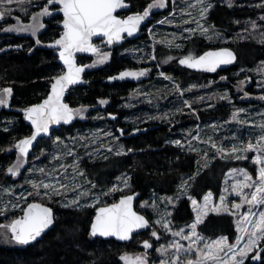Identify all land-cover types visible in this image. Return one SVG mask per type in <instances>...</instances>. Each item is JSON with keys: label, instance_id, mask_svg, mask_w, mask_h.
<instances>
[{"label": "snow or ice", "instance_id": "snow-or-ice-1", "mask_svg": "<svg viewBox=\"0 0 264 264\" xmlns=\"http://www.w3.org/2000/svg\"><path fill=\"white\" fill-rule=\"evenodd\" d=\"M173 11L168 17L158 21V24H169L179 28L180 24H174L176 20V0H172ZM228 6L233 7L232 0H227ZM15 5V8L12 6ZM29 6L36 7L39 10L33 12L29 17V22L25 23L20 17L14 15L16 10L28 14ZM254 7L264 9V0L253 5ZM129 5L125 0H0V20L11 16L16 23L2 29L3 32H14L18 34H29L35 39L36 45H41L42 41L38 38V33L45 28V23L42 18H54V14H62V20H58L60 30L58 38L54 39L47 47L52 48L59 62L63 65L58 75L48 77L50 91L42 102L21 109L23 120L31 125L30 134L17 140L12 147L16 151V161L8 166L5 170V176L15 180L21 175V169L24 168L30 150L33 148L34 142H38V137H48L52 142L51 148H44L40 151V156L49 158L51 168L45 166H33L29 168L28 175L25 176L24 185L19 187L22 189L17 193L16 187L13 185H0V216L7 219L8 213L20 209L22 215L18 218L11 219L8 223H0V239L8 243L16 245H29L30 243L41 237L47 229L54 224L55 217L52 208L44 206L43 203L28 202L29 197L40 198L41 200L54 201L56 197L60 199L56 202L64 208H73L81 210L87 207H95V216L90 222L89 237H115L118 241H129L132 239V234L141 229L153 228L150 235L158 242L161 235L156 230V227L162 228L165 235L170 234L172 239L167 244H160L155 248L159 254V264H245L247 260H251L254 264H264V119L258 123H252L249 120L241 118V113L247 114L244 108H234L231 113L230 120L225 121V124L233 123L245 126L251 124L252 127L258 129L254 136H249L245 142L236 133L231 136L225 135L214 138L208 136L203 139L199 126L193 131L185 134L184 139H175L171 141L175 146L182 150L185 148L184 141H187V151L200 154L203 152L204 167H207L208 161L219 156L221 159H226L229 156L234 160L248 159V153H255L251 158L252 163L256 166L255 177L244 168H233L230 174H238L243 179L235 180L230 190L225 187L219 196V203H212V193L208 192L203 197V204H199L197 199L188 194L187 189L191 187L190 180H194L195 176L182 178L181 185L178 189V195L175 197H161L159 201L154 197L151 201H144L141 204L142 208H151L157 219L149 221L145 215L139 214L133 210V200L135 194H123L125 189H130L131 176L121 174L116 177V183L111 186L101 187L98 180L89 179L87 172L84 170L83 161L86 157L89 160L101 156L103 150V159L109 158L108 154L115 156L127 155L134 150L129 148L125 150L123 144L117 143L122 136L125 135L123 128L116 129L119 136H116L111 129L98 128L88 135H80L68 137L67 142L60 136L50 135V128L53 125H68L75 119H86V113L90 107H105L109 104L106 98H100L96 101V105H83L71 107L64 102L66 92L76 85L87 83L83 79L86 69H93L99 65L105 64L110 59V53L102 51L101 46L94 42V38L101 41L106 47H112L120 43L128 37H134L140 30L145 21L150 18L153 9L166 8V0H153L152 3L143 10L142 13L137 12L121 18L116 15L117 10L127 9ZM214 7L212 0H185V6L180 8L181 23L183 25H191L195 23L196 27L183 28L178 34L172 32L166 34L161 39H156V31L148 28L149 38L152 40L151 45H145L144 48L133 50L134 58L137 62L145 60L156 61L157 56L156 45L160 44L171 49H182L183 43H177V40H192L194 36L199 35L209 41L214 39L222 40L223 36L214 25L208 23V16L211 9ZM191 10V11H190ZM193 12L198 13L194 15ZM187 17V18H184ZM258 21L264 22V14L258 17ZM253 32L264 27V24L257 21H249ZM247 31V28L245 29ZM188 33L185 37L183 33ZM126 34V35H125ZM170 37V38H169ZM227 43V40H224ZM259 42L264 43V31L259 33ZM17 48L22 45H17ZM148 47L152 48V54L149 55L146 51ZM4 49L0 48V52ZM31 52L32 49L30 48ZM136 52H144L145 55L136 57ZM78 53H87L95 56L96 59L91 64H79L77 61ZM178 59L180 66L187 69L215 73L221 66H227L236 60L234 52L228 48H220L218 50L205 51L203 54L197 55L191 51L187 55H182L179 58L173 55H167L162 60L158 61L156 67L160 64H168ZM243 71V69L241 70ZM261 74V79L257 81V87L264 90V62L257 69ZM151 72V68L145 67L140 69H125L120 71L116 76H109L111 81L136 80L139 81L142 77H146ZM165 81L171 84L170 94H177L182 100V104L175 108V112L183 113L184 109L190 110L192 115L197 114V109L193 107V103H202L207 100L219 99L232 103L228 91L223 93H212L211 95L198 96L195 101L184 99L185 92H190L196 85H190L188 89L182 88L175 82L174 78L159 72ZM228 78L221 76L220 80L226 81ZM251 82V77H245L237 82L236 90L238 93H243L240 97L242 100L250 98V93L245 90V85ZM215 81H209L207 86L211 87ZM13 94L11 87L0 89V107H10L9 98ZM143 94L145 97L151 93H141L136 90L132 93L129 99ZM162 95V94H161ZM159 98V96L157 97ZM164 98H167L166 96ZM264 101V94L257 97ZM149 103L152 101L149 100ZM130 104H125L124 107H130ZM215 105L209 104L208 107ZM264 117V113H258ZM169 113L161 115L149 116L148 119H161L171 122ZM108 119L116 120L117 116L108 113ZM93 119H105L104 116L98 115ZM8 123H11L9 121ZM222 127L219 124L213 125L214 130ZM5 131L10 129L5 128ZM140 128H135L133 134L141 131ZM231 131V129H229ZM223 140H231V146L223 145ZM193 141L200 144L209 145L215 149V154L209 157L207 149H200L193 145ZM219 141V143H218ZM80 149H83L81 153ZM11 151V149H9ZM40 156L36 157L39 159ZM71 158V162L68 159ZM59 161L57 165L53 162ZM197 175L200 171V161H197ZM71 169V171H69ZM248 190V191H246ZM117 192L122 193L118 201L110 204L103 203V198L112 197ZM72 196L69 198L68 194ZM187 195L193 206L195 219L186 224L184 227L174 226L171 219L172 212L168 210V205L176 206V202L183 196ZM235 195L239 197V202L232 201L229 206L228 196ZM8 197V199H5ZM26 204L22 206V203ZM165 204L161 209L159 205ZM102 205V206H99ZM248 206L247 211L239 213V210ZM209 213H227L235 219L236 225V240L235 243H230L229 238L221 235L217 239H209L200 234L198 226L205 222V218ZM155 226V227H154ZM10 233V235H9ZM245 237L247 238L245 241ZM178 238V239H177ZM181 241H187L185 246ZM241 241H245L241 246ZM154 244L149 240L142 242L144 252L129 255L123 254L120 260L123 264H152L148 259L149 249H152ZM94 264V262H93Z\"/></svg>", "mask_w": 264, "mask_h": 264}, {"label": "trees", "instance_id": "trees-1", "mask_svg": "<svg viewBox=\"0 0 264 264\" xmlns=\"http://www.w3.org/2000/svg\"><path fill=\"white\" fill-rule=\"evenodd\" d=\"M130 6L129 11L119 14L120 17L143 10L153 0H126ZM44 2V0H41ZM233 7H229L227 0H212L214 7L208 16V23L215 26L227 39L224 44H211L204 38L194 36L192 40H186L182 49L170 51L162 46L156 48V61L137 63L133 59L125 57L123 51L131 47L141 48L142 43H148L146 28L151 22H155L167 13V10L158 12L153 15L147 25L142 28L141 35L138 39L130 41L125 39L122 44L115 45L112 50L110 60L102 67L86 69L83 79L87 83L76 85L65 97V102L75 108L83 105H96L100 98L109 100V104L101 111L95 107H90L87 120L82 121L75 119L69 126H61L54 130L51 135L60 136L67 141L68 137H74L83 133H91L98 128L111 129L116 136L118 126L124 129L125 135L118 141L123 144L125 150L131 148L134 151L127 155L115 156L108 154L107 160L103 157H97L89 160L86 157L83 161L84 170L87 172L89 179L98 180L101 187L111 186L116 181V177L122 173L132 177L130 180L131 188L125 189L123 194H136V210L145 215L151 222L153 214L149 209H142L140 203L156 196L173 197L176 195L182 178L195 176L190 180L191 187L187 190L188 194L200 201L208 192L212 193L214 198L221 194L222 181L226 172L239 166H244L239 161L229 159L215 158L208 163L197 175L196 154L182 152L176 146L169 144L172 139L183 133L189 132L197 124L207 125L210 122H223L233 111L235 106L239 108L257 107V103H228L220 101L218 98L213 100L205 99L202 103H193L197 114L191 112L173 113L172 106L169 103L159 106L160 114L169 113L171 122L161 119H150L145 121L146 116H152L153 108L145 105L138 107H124L127 104L128 97L139 85H150L153 87V93L162 97L160 83L155 78L156 65L158 61L167 55H173L179 58L187 55L189 51L200 55L205 51L217 47L232 48L237 56L236 62L224 71L215 73L209 72H192L189 69L181 67L174 60L168 64H160L158 67L165 74L170 75L184 89L190 85H196L195 92H185V97L195 101L198 96H204L205 93H223L228 91L230 97L235 99L233 86L239 80H243L245 75L260 63L264 62V43L259 42V33L264 31V27L253 32L249 21H258V17L264 14V9L254 7L260 0H232ZM169 4V1H168ZM13 5L12 7H14ZM38 8L29 6L28 14L16 10L14 15L20 17L23 22H27L29 16L36 12ZM60 16H54L46 21L44 30L38 35L42 41L41 45H36L35 39L29 36H20L8 33H2L1 30L6 24H11L13 18L10 16L0 22V89L11 87L13 94L10 98V107L0 110V183L7 185L11 182L10 177L5 176V170L16 158L14 143L30 134V127L23 120V113L20 111L28 106L40 103L47 95L50 85L48 77L58 75L61 66L56 61V56L51 48L47 47L54 39L59 36L60 28L58 27ZM247 28V31L245 30ZM17 45L22 47L17 48ZM32 49L30 52L29 49ZM91 58V57H90ZM89 57L81 56L78 58L79 64H88ZM151 68L147 78L125 81H106L109 76H116L120 71L125 69ZM243 69V71H241ZM221 76L228 79L220 80ZM248 76V75H247ZM209 81H215L211 89H202V85H208ZM247 90L255 93L249 86ZM259 94L264 91L258 90ZM160 99V98H158ZM209 104L215 105L208 107ZM179 107V105H176ZM100 110V109H99ZM108 113L117 116L116 120L107 118ZM102 115L105 119H93ZM137 118L136 122H132ZM11 121V123H8ZM131 129H129V127ZM133 126H135L133 128ZM126 127V128H125ZM8 128L9 131L4 129ZM135 128L142 129L133 134ZM52 142L47 138L39 141L34 151L28 156L27 160L31 161L33 153L44 148H51ZM11 149V151H9ZM71 162V158L68 159ZM36 164L40 166H50L49 158L41 156ZM248 165V164H246ZM250 167V166H249ZM252 173L254 168L250 167ZM25 180L24 172L13 183L23 184ZM122 193H116L114 197L103 198V203H112L116 201ZM56 197L54 201L41 200L40 198H30L28 202L43 203L52 208L55 221L50 230H48L37 241L29 245H7L0 241V264H119V255L122 252H137L142 249L140 245L144 240H149L154 244L151 252L160 244H165L170 240V235H165L158 227L156 230L161 235L157 242L151 237L153 230H147L144 233L133 236L128 243H117L113 240H102L99 238L89 237L90 222L94 216L95 207H87L81 210L61 207ZM151 201V200H149ZM24 204L23 206H25ZM102 206V205H99ZM8 216L16 218L21 216L20 212H9ZM174 226H185L194 220V214L190 207V200L186 195L178 201L172 210ZM0 223L2 218L0 217ZM201 235L215 239L224 235L233 243L236 239V227L234 217L228 214L209 213L205 222L198 226ZM158 254V253H157ZM264 255V253H262ZM245 264H254L253 261L247 260Z\"/></svg>", "mask_w": 264, "mask_h": 264}, {"label": "rangeland", "instance_id": "rangeland-1", "mask_svg": "<svg viewBox=\"0 0 264 264\" xmlns=\"http://www.w3.org/2000/svg\"><path fill=\"white\" fill-rule=\"evenodd\" d=\"M168 1H169V4H168ZM153 2V1H152ZM151 2V3H152ZM193 2H194V0H193ZM185 6V0H176V20L174 21V24H180V27L179 28H177V27H175L174 25H169V24H163V25H161V24H158L157 22L158 21H160V20H162V19H164L165 17H168L169 19H172V17H170L169 16V13H171L172 11H173V3H172V0H166V8H164V9H153L152 10V13H151V15H150V18H148L146 21H145V23H146V25H147V23L151 20V19H154V17H153V15L155 14V13H158V12H163V11H165V10H167V13H165L164 14V16H162L160 19H158V20H156L155 22H151V24L150 25H148L147 26V28H146V35H147V40H148V43H142V46L143 47H141V48H144L145 47V45H151L152 44V40L149 38V33H148V28L149 27H152L155 31H156V33H157V35H156V39L157 40H159V39H161L162 37H164L166 34H168V33H172V32H177L178 34L182 31V29L183 28H187V27H193V28H195L196 27V25H195V23H193V24H191V25H183L182 23H181V20H182V18L180 17V8H182V7H184ZM13 8H15V6L13 7ZM39 10V9H38ZM37 10V11H38ZM191 11V10H190ZM142 13V12H141ZM193 14L194 15H197L198 13H196V12H193ZM32 15V14H31ZM30 15V16H31ZM29 16V17H30ZM11 17V16H10ZM124 18V17H123ZM184 18H187V17H184ZM11 19H12V17H11ZM49 19L50 18H48V17H45V18H42V22H44L45 23V25H46V21H49ZM3 20H0V22H2ZM29 22V18H28V21L27 22H25V23H28ZM16 23V21L13 19V22L11 23V24H6L5 26H3V28L4 27H7V26H9V25H14ZM2 28V29H3ZM44 29H42L39 33H38V35L43 31ZM1 32L2 33H5V32H3L2 30H1ZM8 34H14V35H20V36H29V37H32L31 35H29V34H18V33H14V32H9ZM183 35L185 36V37H187L188 36V33H183ZM197 36H199V35H197ZM200 37V36H199ZM33 38V37H32ZM170 38V37H169ZM203 38V37H202ZM205 39V38H204ZM187 39H184V40H177L176 42L177 43H184L185 41H186ZM224 40H227V39H225V38H223L222 40H216V39H214V40H212V41H209V40H207V39H205V41L206 42H208V43H211V44H224L225 42H224ZM228 41V40H227ZM96 44H98V45H100L101 46V50L102 51H107V52H109L110 53V56H111V53H112V50H113V48L115 47V45H113L112 47H106V46H104L103 44H101V41H98V42H96ZM158 46H162V47H164L165 49H167V50H169L167 47H165V46H163V45H160V44H157L156 45V48L158 47ZM134 49H136V48H134V47H131L129 50H127V51H123V53H125V57H127V58H130V59H133L135 62H137V59L136 58H134V55H133V50ZM177 49H171L170 51H176ZM146 51H147V53L149 54V55H151L152 54V48L151 47H148L147 49H146ZM145 55V53L144 52H136L135 53V56L138 58V57H141V56H144ZM91 60H90V62L88 63V64H91L92 63V61L93 60H95L96 59V57L95 56H92L91 58H90ZM110 60V59H109ZM108 60V61H109ZM152 60H145V61H143V62H147V63H149V62H151ZM79 63V62H78ZM107 63V62H106ZM105 63V64H106ZM138 63V62H137ZM140 63V62H139ZM105 64H102V65H99V66H97L96 68H99V67H102V66H104ZM261 64L262 63H260L258 66H256L254 69H252L251 71H249L248 73H247V75H245V77L247 76V77H251V82L250 83H248V84H246L245 85V90L246 91H248L247 90V88L250 86L252 89H253V91H255V93H251V92H249L250 93V98H247V99H241L240 97L243 95V93H238L237 92V90H236V85H237V82L235 83V85L233 86V88H234V93H235V99L234 98H232V101H234V102H239V103H252L253 101H255L256 103H257V107L256 108H252L251 110H250V107H243L244 109H246L247 110V114H245V113H241V118H243V119H245V120H249V121H251L252 123H258V122H260L262 119H264V117H262L261 115H258V113H264V101H261V100H259L257 97H259L261 94H259L257 91L258 90H261V89H259L258 87H257V81L258 80H260L261 79V74L260 73H258V71H257V69L259 68V67H261ZM83 65V64H82ZM94 69V68H93ZM159 72H161V70L157 67L156 68V72H155V78H157L158 79V81H159V83L161 84L160 85V87L163 89L161 92V94H162V97H159L160 99H158L157 97H158V95L157 94H155V93H153L154 91V89H153V87L152 86H150V85H139V86H137L135 89H134V91L132 92V93H134L136 90H140L141 91V93H151V95L150 96H148V97H145L143 94H140V95H137V96H135L133 99H129V97H128V101H127V104H130L131 106L130 107H138L139 105H145V106H148V107H152L153 108V113H152V116L153 115H161L159 112H160V109H159V106L161 105V106H163V105H165V104H170V105H173L172 106V110H173V112H175V106L176 105H181L182 104V100L178 97V95L177 94H174V93H171L170 94V90H171V84L168 82V81H165L161 76H159ZM143 79H145V78H147V76L146 77H142ZM176 82V81H175ZM177 83V82H176ZM207 86V85H206ZM202 89H207V90H209V89H211V87H202ZM196 91V89L195 88H193L190 92H195ZM262 91H264V90H262ZM131 93V94H132ZM212 94V92L210 93V92H208V93H205L204 94V96L205 97H207L208 95H211ZM230 94V93H229ZM264 94V93H263ZM167 97V98H164V97ZM11 98V97H10ZM10 98H9V101H10ZM184 99H188V100H190V101H192V99H190V98H187V97H185V95H184V97H183ZM149 100H151L152 102L151 103H149L148 101ZM130 107H128V108H130ZM96 108L98 109V110H96V113L97 114H100L99 112H97V111H101V109H103V107L101 108V107H99V106H96ZM234 108H239V106H235ZM2 109H4V107H0V110H2ZM100 109V110H99ZM90 110H92V108L91 109H89V111ZM234 110V109H233ZM184 111L185 112H187V111H189L190 112V110L189 109H187V108H185L184 109ZM165 113V112H164ZM232 113V112H231ZM86 115V117L89 115V112L88 113H86L85 114ZM230 117H231V114H230V116L225 120V121H228V120H230ZM88 118V117H87ZM87 118L86 119H84V120H82V121H85V120H87ZM77 119H79V118H77ZM136 120H137V118H135V119H133L132 120V122L134 123V122H136ZM144 120L145 121H148V120H150V119H148V116H146L145 118H144ZM225 121H223V122H215V121H213V122H210L209 124H207V125H200V124H197L196 126H195V128H193L192 130H190V131H193L194 129H196V127L197 126H199V128L201 129V136H202V138L203 139H207L208 138V136H213L214 138H216V137H220L221 139L225 136V135H228V136H231L233 133H236L239 137H241L245 142H247V140L249 139V136H254L256 133H257V131H258V129H256L255 127H252L251 126V124H249V125H245V126H241V125H238V124H235V123H233V124H231V125H228V124H225ZM135 124V123H134ZM216 124H219V125H221L222 127H220V128H217V129H215L214 130V128H213V125H216ZM129 127V126H128ZM135 126H133V128H134ZM118 128H122V127H120V126H118L117 127V129ZM126 128V127H125ZM129 129H131L130 127H129ZM229 129H231V131L229 130ZM187 133V132H186ZM186 133H183L182 135H180V136H177L176 138H174V139H172L171 141H173V140H175V139H184V136H185V134ZM88 134H90V133H83V134H80V135H88ZM193 134H195V132L193 131ZM80 135H77V136H80ZM75 137V136H74ZM67 142V141H66ZM118 143V142H117ZM184 143H185V148L182 150L181 148H179L178 146H176L178 149H180L182 152H188V153H192V154H196L197 155V158H196V165H197V168H198V164H197V161L199 160L200 161V171H202L205 167L203 166L204 165V158H203V152H201L200 154H197L196 152H189V151H187V141H184ZM193 143V145L194 146H196V147H198V148H200V149H207V151H208V155H209V157H212L214 154H215V149H213V148H211L209 145H205V144H200V143H198L197 141H193L192 142ZM218 143H219V141H218ZM231 143H232V141L231 140H223V145L224 146H227V147H230L231 146ZM169 144H172V145H174L173 143H171V142H169ZM175 146V145H174ZM40 151L41 150H39V151H35L34 153H33V157H32V160L31 161H28L27 160V162H26V164H25V166H24V168H22L21 169V173L22 172H24V176H26V175H28V169L29 168H31V167H33V166H40V165H38V164H36V161L38 160V159H36V157H38V156H40ZM80 151H81V153H83V149H80ZM102 151V154H101V156H99V157H103V150H101ZM15 153H16V151H15ZM248 155V159H245V160H234V159H232L230 156L228 157V158H226V159H229V160H232V161H239L240 163H242V165L244 164V166H239V167H237L236 169H239V168H244L245 170H247L249 173H251L252 175H253V177H255V174H253L252 173V170L250 169V167H253L254 168V173H255V171H256V166L252 163V157L255 155V153H248L247 154ZM41 157V156H40ZM98 157V158H99ZM215 158H220L219 156H216ZM221 159V158H220ZM225 159V160H226ZM212 160H214V159H211V160H209L208 161V163L209 162H211ZM16 161V158H15V160L13 161V163ZM53 163H55V164H59L60 162L59 161H55V162H53ZM49 164H50V161H49ZM246 164H248V165H246ZM208 165V164H207ZM250 166V167H249ZM49 168H51V164H50V166H48ZM69 171H71V169H69ZM199 171V172H200ZM196 172H197V169H196ZM11 179V178H10ZM16 179H18V177L16 178ZM15 179V180H16ZM239 179H243V177L242 176H240V175H238V174H230V170L228 171V172H226V174H225V177H224V179H223V181H222V188H221V193H222V191H223V189L225 188V187H228L229 188V190H230V186H231V184L235 181V180H239ZM15 180H12L11 179V182L10 183H8L7 185H4V186H8V185H13V186H15L16 187V191H17V193H19V191H21L22 189L19 187L20 185H24V188H28V185L27 184H25L24 183V181L22 182L23 184H19L18 183V185H16V184H14L13 182L15 181ZM182 182V181H181ZM181 182H180V184H179V187H180V185H181ZM114 183H116V181L114 182ZM0 185H2L1 183H0ZM179 187H178V189H179ZM178 189H177V192H176V195L175 196H177L179 193H178ZM189 189V188H188ZM187 189V190H188ZM246 191H248V190H246ZM117 193H119V192H117ZM221 195V194H220ZM68 196H69V198H71V196H72V194L71 193H69L68 194ZM175 196H173V197H175ZM186 196V195H185ZM185 196H183V197H185ZM112 197H114V196H112ZM156 198L158 201H159V199L161 198V197H167V196H159V197H156V196H153V197H151V199L152 198ZM182 197V198H183ZM30 198H32V197H29V199ZM181 198V199H182ZM5 199H8V197H5ZM151 199H149V200H151ZM239 197H237V196H235V195H229L228 196V201H229V206H230V204H231V202L232 201H235V202H239ZM117 200V199H116ZM149 200H145V201H149ZM180 200V199H179ZM178 200V201H179ZM178 201L176 202V204L178 203ZM114 202V201H113ZM144 201H142L141 203H140V207H141V204L143 203ZM22 203V206L24 205L23 204V202H21ZM198 203L199 204H203V198L200 200V201H198ZM212 203H214V204H218L219 203V197L216 199V198H214L213 196H212ZM159 207L161 208V209H163L164 207H165V204L164 203H161L160 205H159ZM168 207V210L169 211H171L172 212V210H173V207H172V205H168L167 206ZM190 207H191V210H192V212H193V214H194V219H195V213H194V211H193V206L191 205V202H190ZM142 208V207H141ZM247 208H248V206L247 205H245L244 207H242L240 210H239V213H243V212H245V211H247ZM142 209H145V208H142ZM147 209H149L151 212H152V214H153V220L152 221H154L155 219H157V216L154 214V212H153V210L151 209V208H147ZM15 211H17V212H20L21 213V211H20V209H15V210H13V211H11V212H15ZM9 214V213H8ZM217 214V213H216ZM219 214H227V213H219ZM238 216H239V214L237 215V217H234V220L235 219H237L238 218ZM1 218H2V223H8L11 219H13L12 218V216H8L7 217V219H5V217H3V216H0ZM18 217H20V216H17L16 218H18ZM155 227V226H154ZM182 227H184V226H182ZM235 227H236V225H235ZM159 228V227H158ZM161 231H163L162 230V228H159ZM9 235H10V233H9ZM168 235H170V234H168ZM219 238V237H218ZM172 239V237H171V235H170V240ZM178 239V238H177ZM215 239H217V238H215ZM246 237H245V241H246ZM2 239H0V241H1ZM236 240V239H235ZM245 241H241V246L243 245V243L245 242ZM2 242H3V244H7V245H12V244H14V243H8V242H5V241H3L2 240ZM181 243H183L185 246H187V241H181ZM233 243H235V241L233 242ZM165 244H167V243H165ZM141 246H142V243L140 244ZM150 250V249H149ZM148 250V251H149ZM151 251V250H150ZM142 252H144V249L142 248L141 250H139L138 252H135L134 254H133V256L134 255H136V254H139V253H142ZM152 256V254L151 253H149V256ZM158 255V259H160V256H159V254H157ZM158 264H159V262H158Z\"/></svg>", "mask_w": 264, "mask_h": 264}, {"label": "water", "instance_id": "water-1", "mask_svg": "<svg viewBox=\"0 0 264 264\" xmlns=\"http://www.w3.org/2000/svg\"><path fill=\"white\" fill-rule=\"evenodd\" d=\"M125 2L127 3V1L125 0ZM128 4V3H127ZM129 5V4H128ZM129 9H130V6L127 8V9H123V10H117V13H115L116 15H119V14H121V13H125V12H127V11H129ZM54 16H60L61 17V20H62V14H54ZM122 18V17H121ZM145 24L146 23H144L142 26H141V30H142V28L145 26ZM58 27L60 28V25L58 24ZM61 29V28H60ZM62 30V29H61ZM141 30L134 36V37H128V38H126V39H128V40H130V41H134V40H136V39H138L139 38V36L141 35ZM126 35V34H125ZM58 38V37H57ZM125 40V39H124ZM124 40H122L120 43H118V44H115V45H120V44H122L123 43V41ZM98 41H100L99 39H97V38H94V42L96 43V42H98ZM220 48H228V49H230V50H232L233 52H234V54H235V56H236V53H235V51L232 49V48H229V47H217V48H213V49H210V50H218V49H220ZM52 49V48H51ZM53 50V49H52ZM209 50V51H210ZM53 52H54V55L56 56V61H57V63L61 66V68L63 67V65L59 62V60H58V56H57V54H56V52L53 50ZM81 56H86V57H92V55L91 54H87V53H78L77 54V61H78V58L79 57H81ZM236 59H237V56H236ZM236 62V60L234 61V63ZM177 63H178V61H177ZM234 63H232V64H230V65H227V66H221L220 68H218L217 69V71H224V70H227L229 67H231ZM179 64V63H178ZM182 67V66H181ZM185 68V67H184ZM187 69V68H186ZM190 71H192V72H196V73H200V72H202V71H195V70H191V69H189ZM83 75V74H82ZM106 81H109L108 79L106 80ZM110 82V81H109ZM112 82V81H111ZM73 87H75V86H72L67 92H66V94H65V97L67 96V94H68V92L73 88ZM49 91H50V89H49ZM65 97H64V102H65ZM46 98V97H45ZM44 98V99H45ZM42 102V101H41ZM66 103V102H65ZM25 123L31 128V125L28 123V122H26L25 121ZM73 123V122H72ZM71 123V124H72ZM71 124H68V125H53V126H51V128H50V135L52 134V132L54 131V130H56V129H58L59 127H61V126H69V125H71ZM44 138H47V137H38V142H34V145H33V148L30 150V152H29V155L34 151V149L36 148V146H37V144L39 143V141L40 140H42V139H44ZM119 200V199H118ZM117 200V201H118ZM137 200H138V196L135 194V198H134V200H133V210L134 211H137L136 210V202H137ZM35 203H38V202H35ZM44 206H46V205H44ZM26 207V206H25ZM47 207V206H46ZM95 211H96V209L94 210V216H95ZM138 212V211H137ZM139 213V212H138ZM139 214H141V213H139ZM143 215V214H142ZM94 216H93V218H94ZM92 218V219H93ZM53 226V225H52ZM52 226H50V228L49 229H47L46 231H45V233L48 231V230H50L51 228H52ZM152 229V227H150V228H148V229H141V230H138L137 232H134L133 234H132V238H133V236H135V235H139V234H141V233H144V232H146L147 230H151ZM45 233H43L42 235H41V237L45 234ZM40 238V237H39ZM39 238H37V240L39 239ZM95 238H99V239H102V240H114L115 242H117V243H122V244H124V243H128V242H130L132 239H130L129 241H118L115 237H107V238H104V237H95ZM35 242V241H34Z\"/></svg>", "mask_w": 264, "mask_h": 264}, {"label": "flooded vegetation", "instance_id": "flooded-vegetation-1", "mask_svg": "<svg viewBox=\"0 0 264 264\" xmlns=\"http://www.w3.org/2000/svg\"><path fill=\"white\" fill-rule=\"evenodd\" d=\"M120 198V197H119ZM118 198V199H119ZM117 199V200H118ZM116 200V201H117ZM110 204V203H109ZM37 241V240H36ZM114 241V240H113ZM138 252V251H137ZM135 252H122V253H120V255H119V257H118V259H119V264H123V261H121L120 260V256L121 255H123V254H129V255H133ZM149 253H151L152 254V256L150 255L149 257H148V259L152 262V264H158V262H159V259H158V255H157V253H155V252H151L150 250H149Z\"/></svg>", "mask_w": 264, "mask_h": 264}]
</instances>
